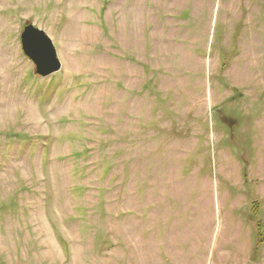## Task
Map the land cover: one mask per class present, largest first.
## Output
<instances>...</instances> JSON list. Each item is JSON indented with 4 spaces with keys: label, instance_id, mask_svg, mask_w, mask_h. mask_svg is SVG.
<instances>
[{
    "label": "rangeland",
    "instance_id": "374dc122",
    "mask_svg": "<svg viewBox=\"0 0 264 264\" xmlns=\"http://www.w3.org/2000/svg\"><path fill=\"white\" fill-rule=\"evenodd\" d=\"M0 264H264V0H0Z\"/></svg>",
    "mask_w": 264,
    "mask_h": 264
},
{
    "label": "water",
    "instance_id": "95a60500",
    "mask_svg": "<svg viewBox=\"0 0 264 264\" xmlns=\"http://www.w3.org/2000/svg\"><path fill=\"white\" fill-rule=\"evenodd\" d=\"M20 45L24 56L33 63L37 76L45 78L61 69L52 40L44 31L32 24L24 25Z\"/></svg>",
    "mask_w": 264,
    "mask_h": 264
}]
</instances>
